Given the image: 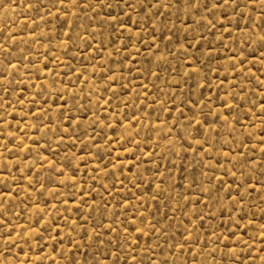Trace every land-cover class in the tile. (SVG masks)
<instances>
[{
    "label": "rangeland",
    "instance_id": "rangeland-1",
    "mask_svg": "<svg viewBox=\"0 0 264 264\" xmlns=\"http://www.w3.org/2000/svg\"><path fill=\"white\" fill-rule=\"evenodd\" d=\"M0 264H264V2L0 0Z\"/></svg>",
    "mask_w": 264,
    "mask_h": 264
},
{
    "label": "snow or ice",
    "instance_id": "snow-or-ice-1",
    "mask_svg": "<svg viewBox=\"0 0 264 264\" xmlns=\"http://www.w3.org/2000/svg\"><path fill=\"white\" fill-rule=\"evenodd\" d=\"M262 2H264V0H262Z\"/></svg>",
    "mask_w": 264,
    "mask_h": 264
}]
</instances>
